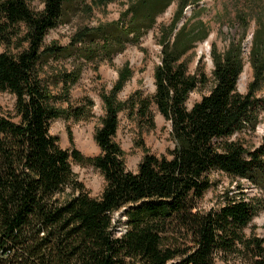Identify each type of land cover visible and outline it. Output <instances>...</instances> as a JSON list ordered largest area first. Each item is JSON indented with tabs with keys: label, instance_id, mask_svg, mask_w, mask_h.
Returning <instances> with one entry per match:
<instances>
[{
	"label": "trees",
	"instance_id": "1",
	"mask_svg": "<svg viewBox=\"0 0 264 264\" xmlns=\"http://www.w3.org/2000/svg\"><path fill=\"white\" fill-rule=\"evenodd\" d=\"M174 1L171 23L160 28L155 94L139 101V114L149 113L151 125L152 101L171 122L175 147L169 155L147 152L136 171L126 167L116 140L124 102L117 101L116 92L131 75L127 66L110 95H103L105 115L95 132L100 153L86 156L75 147H61L50 133L51 122L88 117L92 101L89 107H62L58 103L67 91L53 92L42 75L44 65L51 57L90 58L93 52L94 59L100 51L120 52L139 42ZM32 2L0 0V44L7 47L0 53V91L15 96L14 115L0 107V264H216L218 259L264 264V237L245 232L264 207L263 198H247L239 180V194L226 190L217 206H199L214 186L213 171L247 178L264 190V135L254 147L232 138L243 129L255 130L264 110V96L258 95L264 87L263 23L250 48L253 79L247 92L238 90L245 65L242 35L224 50L214 44V84L188 107L190 93L209 80L204 71L190 72L184 60L210 34L199 18L201 8L180 25L187 5L199 0H133L120 20L81 28L67 46L45 44V37L61 22L69 0H41L40 10ZM127 15L128 25L123 22ZM237 21L246 29L249 16L241 12ZM98 37L104 49L87 45ZM63 76L65 82L79 77L75 70ZM71 159L101 171L106 184L100 196H91L77 181ZM68 187L74 192L59 197ZM121 210L125 220H116Z\"/></svg>",
	"mask_w": 264,
	"mask_h": 264
},
{
	"label": "rangeland",
	"instance_id": "2",
	"mask_svg": "<svg viewBox=\"0 0 264 264\" xmlns=\"http://www.w3.org/2000/svg\"><path fill=\"white\" fill-rule=\"evenodd\" d=\"M132 1L115 0L107 4H99L98 0H69L61 22L48 31L45 44L57 42L67 46L81 28L102 27L110 22L120 20ZM31 6L35 10H40L43 8V3L41 0H33ZM196 8H201L199 18L207 22L210 34L205 40L196 42L195 46L184 56V60L188 62L190 72L204 71L209 80L205 85L199 86L190 93L187 101L188 107H192L196 101L208 94L214 84L212 77L214 63L211 56L214 44L220 50H224L231 39L239 38L242 35L245 36L243 41L245 65L238 81V90L242 93L247 92L248 84L253 79V67L249 60L252 40L256 30L260 28L259 22L261 21L264 25V0H199L198 3L187 5L184 19L180 25L192 17ZM176 9L177 2L174 1L157 16L154 27L146 31L139 42L128 43L120 52L109 55L100 51L95 54L94 59L91 57L93 52L88 54L90 58L78 54L71 57L57 56L49 59L48 63L44 65L43 77L48 81L54 93L62 94L67 91V96H64V99L58 104L64 108L81 105L89 107L90 101H92L88 117L75 120L73 116H61L51 122L50 133L59 137L61 147H75L86 156L100 153V147L95 140V132L101 126L105 115L103 95H110L120 78V72L127 66L131 75L123 87L116 92L117 101L124 102V107L119 111L116 140L125 152L126 167L136 171L147 152L158 156L169 155L170 150L175 147L171 122L164 117L152 101L150 111L153 115V124L151 125L148 120L149 113L144 117L140 116L139 101L142 98L152 99L155 94V70L161 62L162 52V45L159 42L160 28L163 24L171 23ZM241 12L249 16V25L246 29L237 21V15ZM130 17V15L123 16V22L126 25L130 23ZM113 32L115 33V31ZM102 43L103 39L98 37L95 38L94 44L90 42L87 45L97 47L102 46ZM207 44H209V49H207ZM6 49V45L0 44V53ZM74 70L78 72V79L75 82H65L63 73ZM258 95L264 96V87L258 92ZM0 107L5 114L14 115L15 96L8 91H0ZM70 133L73 141L70 139ZM263 135L264 110L255 130L243 129L232 138L254 147L261 143ZM71 164L77 181L83 183L85 190L91 196H100L106 184L101 171L92 165L79 164L72 159ZM211 178L214 181V186L199 202V206L203 210L217 206L226 190H232L231 194H239L237 189L239 180L247 198L256 197L264 200V190L256 187L247 178L235 179L219 171H213ZM73 192V188L68 187L59 194V197L64 198ZM118 218L125 220L123 210L115 212V219ZM123 227L122 225L117 228L116 232L120 234ZM245 232L248 235L255 233L264 237V207L260 208ZM216 264L235 263L233 260L226 262L218 259Z\"/></svg>",
	"mask_w": 264,
	"mask_h": 264
},
{
	"label": "bare ground",
	"instance_id": "3",
	"mask_svg": "<svg viewBox=\"0 0 264 264\" xmlns=\"http://www.w3.org/2000/svg\"><path fill=\"white\" fill-rule=\"evenodd\" d=\"M207 49H209V44H207Z\"/></svg>",
	"mask_w": 264,
	"mask_h": 264
},
{
	"label": "built area",
	"instance_id": "4",
	"mask_svg": "<svg viewBox=\"0 0 264 264\" xmlns=\"http://www.w3.org/2000/svg\"><path fill=\"white\" fill-rule=\"evenodd\" d=\"M250 184H251V182L250 181H248Z\"/></svg>",
	"mask_w": 264,
	"mask_h": 264
}]
</instances>
